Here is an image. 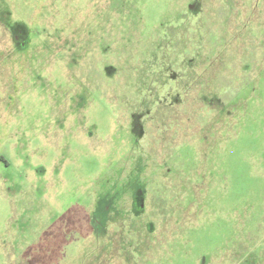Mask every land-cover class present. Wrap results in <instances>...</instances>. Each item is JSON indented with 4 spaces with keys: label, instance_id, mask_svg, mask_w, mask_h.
<instances>
[{
    "label": "rangeland",
    "instance_id": "obj_1",
    "mask_svg": "<svg viewBox=\"0 0 264 264\" xmlns=\"http://www.w3.org/2000/svg\"><path fill=\"white\" fill-rule=\"evenodd\" d=\"M0 20V264H264V0Z\"/></svg>",
    "mask_w": 264,
    "mask_h": 264
},
{
    "label": "flooded vegetation",
    "instance_id": "obj_2",
    "mask_svg": "<svg viewBox=\"0 0 264 264\" xmlns=\"http://www.w3.org/2000/svg\"><path fill=\"white\" fill-rule=\"evenodd\" d=\"M8 28L12 31V40L14 41V44H17L18 47H20L21 49H22V47L25 48L26 45L28 44L29 40H30L28 38V35L24 33L25 31H22L20 28L12 27V25L9 26ZM19 35H21V36H19ZM11 56L12 57L16 56L15 52L13 54H11ZM121 211H122V209H121ZM134 215L138 216V214H134Z\"/></svg>",
    "mask_w": 264,
    "mask_h": 264
}]
</instances>
